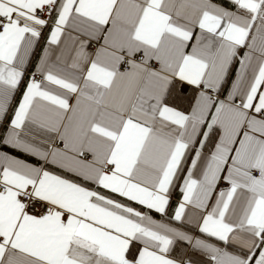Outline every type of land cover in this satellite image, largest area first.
I'll list each match as a JSON object with an SVG mask.
<instances>
[{"label": "snow or ice", "instance_id": "obj_1", "mask_svg": "<svg viewBox=\"0 0 264 264\" xmlns=\"http://www.w3.org/2000/svg\"><path fill=\"white\" fill-rule=\"evenodd\" d=\"M0 264H264V0H0Z\"/></svg>", "mask_w": 264, "mask_h": 264}]
</instances>
